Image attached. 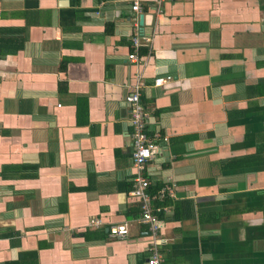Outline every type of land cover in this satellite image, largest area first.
Here are the masks:
<instances>
[{"label": "crops", "instance_id": "1", "mask_svg": "<svg viewBox=\"0 0 264 264\" xmlns=\"http://www.w3.org/2000/svg\"><path fill=\"white\" fill-rule=\"evenodd\" d=\"M134 1L0 0V37H26L0 56V264H264V0ZM136 84L155 235L131 194Z\"/></svg>", "mask_w": 264, "mask_h": 264}, {"label": "built area", "instance_id": "2", "mask_svg": "<svg viewBox=\"0 0 264 264\" xmlns=\"http://www.w3.org/2000/svg\"><path fill=\"white\" fill-rule=\"evenodd\" d=\"M162 1V0H161ZM132 8L134 10L140 9V4L134 1ZM139 42L135 40L137 45ZM133 60L138 59L135 52L129 54ZM167 77V79H169ZM165 77H156L154 82L156 85H164L167 80ZM140 84H136L134 91L126 95L125 101L130 107L131 114V137H132V159L134 167L137 170V176L134 178L135 183L132 187L131 194L138 199L141 205V220L149 225V229L153 235L157 234L162 226V221L157 217L156 213L165 211L166 207L162 204H155V202H163L166 197V189L163 188L158 193H151L149 190L150 181L143 175L142 171L148 161L153 157V150L155 148V141L153 137L147 132L148 112L142 102L140 94ZM99 219H92L91 224H97ZM129 234V228L126 223L114 224L110 226V235L117 238H125ZM149 264H161V258L156 250H153L149 257Z\"/></svg>", "mask_w": 264, "mask_h": 264}, {"label": "trees", "instance_id": "3", "mask_svg": "<svg viewBox=\"0 0 264 264\" xmlns=\"http://www.w3.org/2000/svg\"><path fill=\"white\" fill-rule=\"evenodd\" d=\"M25 33H26V30H25ZM25 39L26 37L22 40L20 39L19 41H13L11 39L5 40L3 37H0V56H5L10 53H15L18 50V48H21L23 46ZM165 203L162 202L161 204L165 205Z\"/></svg>", "mask_w": 264, "mask_h": 264}, {"label": "water", "instance_id": "4", "mask_svg": "<svg viewBox=\"0 0 264 264\" xmlns=\"http://www.w3.org/2000/svg\"><path fill=\"white\" fill-rule=\"evenodd\" d=\"M142 19H143V17L141 16V18H140V23L142 24Z\"/></svg>", "mask_w": 264, "mask_h": 264}]
</instances>
